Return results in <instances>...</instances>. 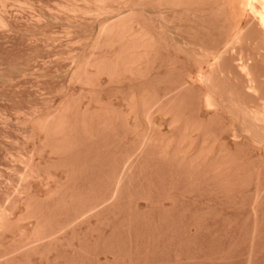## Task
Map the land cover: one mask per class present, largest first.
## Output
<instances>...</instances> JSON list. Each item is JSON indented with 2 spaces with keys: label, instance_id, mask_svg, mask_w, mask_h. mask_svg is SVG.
<instances>
[{
  "label": "rangeland",
  "instance_id": "374dc122",
  "mask_svg": "<svg viewBox=\"0 0 264 264\" xmlns=\"http://www.w3.org/2000/svg\"><path fill=\"white\" fill-rule=\"evenodd\" d=\"M154 5L0 0V264H264V42Z\"/></svg>",
  "mask_w": 264,
  "mask_h": 264
},
{
  "label": "bare ground",
  "instance_id": "6f19581e",
  "mask_svg": "<svg viewBox=\"0 0 264 264\" xmlns=\"http://www.w3.org/2000/svg\"><path fill=\"white\" fill-rule=\"evenodd\" d=\"M151 1H152V6L154 4L157 5V6L154 5L153 9H155V6H156V8L157 7L160 8L161 6H164V8H165L164 11H166V9H167V12L171 11V13L172 12H174V13L179 12V14L183 13L182 15L186 14L187 16L188 15L192 16V15H195V13L197 11H201V12H199L200 14L207 12L206 15H208V13H210V16L216 15L217 18L220 17V19L223 21V23L229 27L228 30H230L228 32L229 34H228L227 42H226L225 46L223 47V52H226L228 49L236 47V45H238L240 43V41L243 40V38L246 39L244 37V34H246L245 36H247L248 33L252 34V32L255 33V35L259 37L258 38L259 42H261V41L264 42V0H151ZM198 1L204 2V4L199 5ZM147 4H149V3H147ZM150 5H151V3H150ZM145 9H147V8H145ZM161 9H162V7H161ZM156 10L157 11H155V12L157 13L159 9L157 8ZM160 11L161 10H159V12ZM164 11H162V12H164ZM159 16H161V15L159 14ZM215 17H212V18H215ZM226 25H224V26H226ZM219 26H221V25H219ZM144 36H145V38H144V40H142V42L144 41L143 42L144 43L143 44L144 45V51L143 52H144V54L148 55V53L150 51L155 52V48H153L154 47L152 45L153 41L151 42L150 36L149 37L146 35H144ZM152 48L154 49V51ZM223 52H221V53H223ZM221 53H219V55H217V58L215 55V58L213 57V59H211V60H213V62H211V64H210L211 67L213 66V67L218 68V70H216V68H215V70L220 71V72H222V71H221V69L219 70V67H217L219 65V63H217V62H218V58H219V60L221 58L220 57ZM203 54L198 53L197 55H200L199 58H201L203 56ZM146 57L147 56H145V58ZM209 57H210V55H209ZM205 58H207V57H205ZM236 65H237V63H236ZM211 67L209 70L210 72L213 71V68H211ZM238 67H240L239 68L240 70L247 73L246 76L248 78L249 77L248 76L249 75V65L247 64V62L244 59H241V64H239ZM215 70L212 73L216 72ZM240 70H239V72H241ZM245 73H244V75H245ZM249 80H250V77H249ZM252 88H254V86ZM262 121L264 124V115H263Z\"/></svg>",
  "mask_w": 264,
  "mask_h": 264
}]
</instances>
